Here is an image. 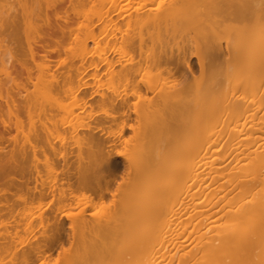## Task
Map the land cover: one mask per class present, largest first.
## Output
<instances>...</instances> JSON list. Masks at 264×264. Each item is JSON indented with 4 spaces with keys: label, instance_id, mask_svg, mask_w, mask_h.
Masks as SVG:
<instances>
[{
    "label": "rangeland",
    "instance_id": "374dc122",
    "mask_svg": "<svg viewBox=\"0 0 264 264\" xmlns=\"http://www.w3.org/2000/svg\"><path fill=\"white\" fill-rule=\"evenodd\" d=\"M170 1L0 0V156L21 162L29 188L54 191L53 199L25 204L17 202L30 196L25 190L9 191L15 213L0 218V264H18L21 253L49 233L46 219L52 224L55 216L61 218V243L31 264H127L128 251L144 240L139 217L150 221L151 239L158 227L154 221H162L175 200V224L160 254L174 252L186 238L179 229L187 218L184 169L196 126L194 105L207 96V75L220 69L202 77L193 55L204 51L203 35L229 31L231 38L235 28L247 30L264 10L261 0H222L247 3L248 12L239 17L187 12L157 22L158 9ZM206 8L202 4V12ZM47 36L62 37V44L45 54L52 50L40 48ZM182 49L192 54V75L181 67L168 74L155 65L163 51L176 55ZM240 96L249 104V91ZM90 133L99 143V157L110 163L111 183L102 198L78 188L75 179L68 188L61 176L66 168L59 154L71 171L79 156L86 163ZM32 145L45 155L37 152L34 158ZM78 217L109 221L110 230L72 227Z\"/></svg>",
    "mask_w": 264,
    "mask_h": 264
},
{
    "label": "bare ground",
    "instance_id": "6f19581e",
    "mask_svg": "<svg viewBox=\"0 0 264 264\" xmlns=\"http://www.w3.org/2000/svg\"><path fill=\"white\" fill-rule=\"evenodd\" d=\"M260 2L261 10H264V1ZM202 4L207 7L204 12ZM236 4L222 0H173L158 9L156 21L165 22L171 15L187 12L189 15H208L223 11L220 14L236 17L248 12L247 3L245 6ZM251 23L247 30L245 26L235 28L231 38L229 31L203 35L204 51L196 50L193 55L202 77L213 67L220 69L207 75L210 81L207 96H202L194 105L196 126L189 162L184 169L188 179L187 218L179 229L186 238L177 242L174 252L160 254L172 233L169 232L171 224H175L174 216H171L177 205L175 200L168 206L163 220L154 221L153 226L158 224V227L152 230V240L146 236L149 234L147 229L152 228L150 221L139 217L144 240L139 248L128 251L127 264H264V15L255 16ZM253 33L251 38L249 34ZM60 34L63 35L62 30ZM61 44L62 37L47 36L40 48L44 51L50 46V52L44 51L48 54ZM30 56L33 60L32 50ZM191 56L184 49L178 50L176 55L163 51L154 63L163 65L168 74L181 67L192 75L188 61ZM132 74L131 71L126 73L128 77ZM214 91L217 96H208ZM244 91L251 95L249 104L240 99ZM86 141L87 162L79 156L73 171L67 165L66 156L59 154L58 158L66 168L61 171L62 181L71 188L69 181L75 179L78 188L94 190L97 197L102 198L111 183L108 179L109 158L99 157V143L92 133ZM30 150L34 158L37 152L45 155V151L35 145L30 146ZM50 150L55 153L52 147ZM2 151L0 148V154ZM24 176L21 162L11 156H0V201L5 202L0 206V218L14 217L13 205H9L11 189L25 190L30 195L19 197L17 202L21 204L36 198L53 199L51 188L37 190L34 186L31 189V179H24ZM164 193L162 191V195ZM42 220L41 217L40 226L44 229ZM46 221L45 230L49 233H44L42 240L29 252H22L18 264H31L33 258L44 257L61 243V218L53 217L52 224L49 219ZM71 226L87 228L94 233L110 230L109 221L91 222L83 217H78ZM2 250L6 251L5 248Z\"/></svg>",
    "mask_w": 264,
    "mask_h": 264
}]
</instances>
